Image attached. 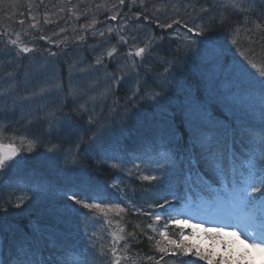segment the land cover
Listing matches in <instances>:
<instances>
[{
	"label": "trees",
	"instance_id": "trees-1",
	"mask_svg": "<svg viewBox=\"0 0 264 264\" xmlns=\"http://www.w3.org/2000/svg\"><path fill=\"white\" fill-rule=\"evenodd\" d=\"M236 2L245 10L225 7L226 0H124L123 5L119 0H0V129L5 144H19L24 137L21 153L26 149L15 159L17 166L0 174V262L2 253L15 261L41 245L52 253L81 247L97 254L95 264H108L113 230L95 212L73 208L64 193L88 185L104 192L116 184L126 189L128 200L119 201L125 211L118 222L129 245L127 264H183L180 256L157 250L161 237L148 227L155 228V217L162 215L164 207L158 205L166 203L167 188L213 192L214 163L227 152L228 128L240 130L234 139L240 153L249 144L260 147L264 134L259 77L251 75L256 70L244 58L264 66V0ZM173 19L181 23L160 27ZM39 22L41 30L35 32ZM185 23L203 25L215 42L199 43L203 38L195 37L198 42L188 50L192 34ZM149 42L143 62L129 55ZM20 53L23 66L16 57ZM67 65L76 67L71 76ZM54 66L62 67L60 77ZM51 77L57 79L48 89ZM137 86L140 91L130 100ZM214 130L224 142L220 149L211 146L215 160L210 163L195 141ZM145 144L166 153L134 163L139 170L125 164L123 151ZM114 155L122 156L123 164L113 171L104 159ZM158 157L172 161L161 166ZM141 173L161 179L143 181ZM36 184L51 189L46 199L28 198L16 208L22 187ZM169 236L181 239L178 231Z\"/></svg>",
	"mask_w": 264,
	"mask_h": 264
},
{
	"label": "snow or ice",
	"instance_id": "snow-or-ice-1",
	"mask_svg": "<svg viewBox=\"0 0 264 264\" xmlns=\"http://www.w3.org/2000/svg\"><path fill=\"white\" fill-rule=\"evenodd\" d=\"M119 3L121 5L124 4V0H119ZM132 3L135 4L136 0H132ZM232 7L234 9H238L239 11H244L245 9L236 2V0H226L225 7ZM117 17L116 15H113L111 17L112 20H115ZM33 19H35L33 17ZM147 19V17H145ZM225 20V17H220V22L223 23ZM24 21H20L21 24H23ZM180 20L173 19L170 23L162 24L160 27L162 28H171L173 24H180ZM35 27V25H32ZM184 27L187 29L188 34H194L188 36L189 43L185 45V47L188 50H191V46L193 44H196L198 41L195 39V37H206L207 33L203 25H193L192 27H189L187 23L184 24ZM259 27V25H257ZM101 36L104 35V33H100ZM83 39V37H82ZM123 40V37H121ZM124 43H127V41H123ZM235 42V40L233 41ZM12 44H16V40L11 41ZM199 43H208L207 40H200ZM151 42L149 44H146L144 47H138L134 53H129V55H134L135 57H139L140 61L143 62L146 52H148L150 48ZM21 51L27 53L31 52L32 49L28 47H23ZM116 49L113 48L111 51L107 53L109 57L112 56L113 52H115ZM150 54V52H149ZM52 55H55V53H52ZM243 55V53H241ZM247 63L251 66L252 69L256 70V73L251 74L258 76V83L261 90V100L264 102V66L258 67L257 63L253 62V60L248 59L247 56L244 57ZM98 64L101 63L100 58H97L96 61ZM136 61L133 60V67L136 65ZM165 71H168V68L165 69ZM122 78V77H121ZM140 91L139 86L136 87L135 91L132 94V97L129 99L131 100L133 97L136 96V94ZM159 95V93H156L155 95L150 96L149 98L155 99V96ZM89 123H94L91 119L89 120ZM24 140V137H21V141ZM200 143V146L204 148L208 152V160L210 163H212L215 160V156L212 153L211 150V144L205 140V141H198ZM56 146H53V148H50L49 151L55 150ZM29 152L33 150V144L31 141L28 142V149ZM20 152V148L16 147L14 143H4V135L2 129H0V174H2L8 167L9 162L12 161ZM113 168H119V164H113ZM137 170H139L140 165L134 166ZM247 176L244 178V181L240 187H237L233 191V201L238 202L240 205L243 206L245 210V214L242 218L239 219V223L237 225H230L224 222H218L217 226L209 229H205L206 232L212 233L215 232V237L213 239H217L220 237L222 233L225 232V229L228 227H232V235L239 236L241 232H243L245 236V242H249V246L252 248H255L258 252L264 254V198L257 199L255 198L252 193H261V196L264 197V134L260 136V157L259 159L256 158L255 153H253L250 158L247 159ZM131 171L129 172V175H131ZM140 179L143 181H157L161 179L157 175L153 174H143L141 173ZM113 188H116L117 185L113 184ZM64 195L67 197L69 201L72 202V207L75 208V206H79L80 209H87L90 212H100L105 215H107L108 212L115 211L117 214L124 212L125 209L121 208L119 204H109L105 202L102 199V192L93 186H85L83 189H77L72 190L69 189L67 192L64 193ZM28 199L27 196H19L17 197L18 202L15 204L16 208H19L25 201ZM167 203V201H165ZM159 207L163 208L164 205L160 204ZM170 206V205H169ZM2 207V206H0ZM5 212H7V208H3ZM77 211L79 209H76ZM83 215L87 216L88 213H83ZM227 219V217H226ZM156 221L161 220V216L157 215L155 217ZM169 223L173 224H188L187 220H180L178 218H169L168 221H165L163 225V229L159 232V236L161 239L155 241V247L160 253H164L165 255L168 254H182V255H189L191 254L193 257L198 258V260L205 261L206 264H238V262H234L230 257L226 258L223 255L216 257L215 254L210 250H201L198 246H193L184 243L183 240H176L172 239L169 236V233L167 231ZM203 222L197 223V224H189V227L193 228L194 230L197 228L202 227ZM137 227H139L137 225ZM149 228H152V230L155 232L156 229L153 228V226L150 224L148 225ZM123 232V229L120 230ZM114 239L112 241L111 246L108 249L109 254V260L108 264H121V261L126 258V253L129 245H124V254H121V250L119 249V242L122 240H125V237L123 235H120L119 233H114ZM135 233H130L129 236L135 237ZM180 235H183V232L180 233ZM150 240L154 239V237H148ZM93 247H95L93 245ZM195 249V250H194ZM89 255L92 256V259L89 260ZM105 253L101 251L99 253V256H104ZM163 256L160 257L161 260H163ZM96 259H98V256L96 253H77L75 250L68 251L63 258L62 264H95ZM148 260H154L155 257L148 256ZM9 264H13V262H9ZM14 264H25V261L23 259H20L17 257ZM133 264H136V261H133ZM156 264H160V261L157 260ZM193 264H196L194 261ZM262 264H264V261H262Z\"/></svg>",
	"mask_w": 264,
	"mask_h": 264
},
{
	"label": "rangeland",
	"instance_id": "rangeland-1",
	"mask_svg": "<svg viewBox=\"0 0 264 264\" xmlns=\"http://www.w3.org/2000/svg\"><path fill=\"white\" fill-rule=\"evenodd\" d=\"M31 27V26H30ZM32 28V27H31ZM41 30V23L39 22V24L37 25V27L34 29L33 28V30L35 31V32H38V30ZM148 32H146V33H142L139 37L141 38V39H144L145 37H147L148 35ZM0 55H4V51H3V49H1L0 48ZM8 59V58H7ZM7 59H5V60H7ZM67 68H68V70H69V74H70V76L71 75H73V72H74V69H76V67H74V66H69V65H67ZM61 69H62V67H60V66H54V70H56V75L57 76H59L60 77V72H61ZM53 76H55V74H53ZM31 78H33L32 76H31ZM57 79V78H56ZM56 79H55V81H53V77H51V79L47 82V84L48 83H52V85L51 86H48L47 88L48 89H51V87H53L54 85H55V82H56ZM58 81V80H57ZM85 98L88 100L89 99V96L87 95V96H85ZM89 102H91V100H88ZM15 145H16V147H18V148H20L19 146H21V141H20V144H16V143H14ZM24 152H26V149L25 148H23V151H22V153H24ZM21 153V154H22ZM20 154V152L18 153V155L16 156V157H18L19 155H21ZM16 157L12 160V161H10L9 162V164H12V162H15V159H16ZM13 184V183H12ZM101 216H102V218H104L105 219V221H110L111 223H112V225L115 227V233H119L120 235H123L124 237H125V233H124V231L123 232H121L120 231V229L117 227V225H118V218L116 217V215H115V213L114 212H108L107 213V215H105V214H103V213H101ZM231 218H233L234 220H236L237 221V224L239 223V219L240 218H242V216H239L238 218L236 217V216H231ZM201 228V227H200ZM191 231H192V229H191ZM248 244V247H249V252L253 255V256H256L257 257V261H259L262 257H263V261H264V254H262V253H260V252H258L255 248H252V247H250L249 246V244L250 243H247ZM124 245H125V240H122V241H120L119 242V249L121 250V254H124L123 252H124ZM194 246V245H193ZM242 246V245H241ZM220 247H223V245L221 244V245H213L212 246V252L215 254V255H224V254H226V250H225V248L223 247V248H220ZM243 248H244V245H243ZM241 253V252H240ZM240 253H238V255L240 254ZM229 254H231V255H233V256H237L236 255V253H234V252H229ZM123 262H124V264H127V259H123L122 260Z\"/></svg>",
	"mask_w": 264,
	"mask_h": 264
},
{
	"label": "bare ground",
	"instance_id": "bare-ground-1",
	"mask_svg": "<svg viewBox=\"0 0 264 264\" xmlns=\"http://www.w3.org/2000/svg\"><path fill=\"white\" fill-rule=\"evenodd\" d=\"M16 57H17L18 60H20V61H19V65L23 66V64H24V62H25V60H26V58H23V57H25V54L20 53V54L17 55ZM12 169H13V166H12L11 164H9V167L7 168V170H12ZM36 176H37V175H36ZM15 178H16V177H15ZM16 180H17V179H16ZM17 181H18V180H17ZM18 183H19V181H18ZM36 189H39V188H36ZM0 197H1V190H0ZM6 197H7V196H6V193H4L2 198H6Z\"/></svg>",
	"mask_w": 264,
	"mask_h": 264
}]
</instances>
